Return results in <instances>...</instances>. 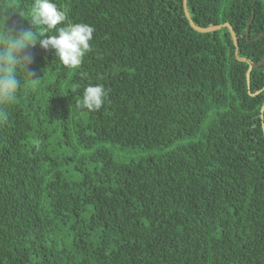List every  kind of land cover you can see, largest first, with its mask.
<instances>
[{
  "label": "trees",
  "instance_id": "trees-1",
  "mask_svg": "<svg viewBox=\"0 0 264 264\" xmlns=\"http://www.w3.org/2000/svg\"><path fill=\"white\" fill-rule=\"evenodd\" d=\"M56 3L91 51L68 68L25 50L0 121V264H264V64L249 86L229 28L197 32L183 0ZM32 4L0 0V22L35 32ZM187 8L262 63L264 0ZM89 84L109 91L98 111L76 108Z\"/></svg>",
  "mask_w": 264,
  "mask_h": 264
},
{
  "label": "clouds",
  "instance_id": "clouds-1",
  "mask_svg": "<svg viewBox=\"0 0 264 264\" xmlns=\"http://www.w3.org/2000/svg\"><path fill=\"white\" fill-rule=\"evenodd\" d=\"M30 21L37 30L22 34H14L5 20L0 22V121L6 118V108L19 94L23 84L21 74L32 76L28 71L32 56L25 51L29 46L39 43L44 50H55L56 57L68 68L81 66L91 51L94 27L83 22L69 23L66 11L56 0H33ZM45 33L54 34L45 36ZM108 96L109 91L103 84H89L83 90L82 99L76 101V108L98 111Z\"/></svg>",
  "mask_w": 264,
  "mask_h": 264
},
{
  "label": "water",
  "instance_id": "water-1",
  "mask_svg": "<svg viewBox=\"0 0 264 264\" xmlns=\"http://www.w3.org/2000/svg\"><path fill=\"white\" fill-rule=\"evenodd\" d=\"M183 2H184V10H185L186 17H187L190 25L192 26V28L194 30H196L197 32H200V33H212V32L219 31V30H221L224 27L229 28V30H230V32L232 34V37H233V41H234L235 47H236V55H237L238 60H240L242 62H246V63L249 64V71H248L247 77H248V83H249V86H250V76H251L252 70L255 69V68H258L260 65H263L264 64V60L262 61L261 64L256 65L255 63H253L249 59L240 58L239 55H238V38H237V36H236V34H235L232 26L229 23L224 24V25L213 26V27H210V28H201V27H198L197 25H195V23L191 19V16H190V14L188 12L187 0H183ZM248 34H249V29H248ZM253 95H255V94H253ZM263 109H264V107H263ZM262 114H264V111H262Z\"/></svg>",
  "mask_w": 264,
  "mask_h": 264
}]
</instances>
